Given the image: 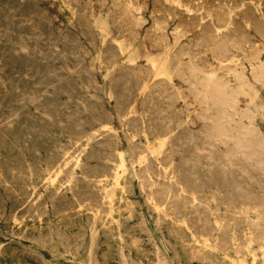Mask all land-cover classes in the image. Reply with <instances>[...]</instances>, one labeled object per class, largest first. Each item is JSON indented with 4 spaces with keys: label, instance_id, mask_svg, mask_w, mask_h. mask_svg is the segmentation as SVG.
Here are the masks:
<instances>
[{
    "label": "rangeland",
    "instance_id": "obj_1",
    "mask_svg": "<svg viewBox=\"0 0 264 264\" xmlns=\"http://www.w3.org/2000/svg\"><path fill=\"white\" fill-rule=\"evenodd\" d=\"M154 2L155 4H153ZM152 6L155 7L153 10ZM0 7V109L3 110V113L0 111V264H44V262L45 264H264V0H162V2L161 0H0ZM35 10L37 13L34 12ZM160 10L162 11L159 12ZM251 15L253 17H250ZM189 20H192L193 24H190ZM185 21L187 24L184 23ZM249 23H252V26H248L251 25ZM214 28L222 29L224 36L221 37H223L222 40L225 39L228 47V51L221 55L214 51V53L211 52L212 49L207 39ZM51 31L53 32L50 33ZM86 32L88 33L85 34ZM229 35L233 37L231 38ZM242 37H245L246 41L243 42ZM197 40L198 42H196ZM108 47L112 50H109ZM83 49L88 50L87 53ZM243 50L245 54L242 53ZM118 51L120 52L118 53ZM38 52L46 53L45 57L43 53L39 55ZM101 54L103 55L101 56ZM75 56L77 57L75 58ZM3 59L4 61H1ZM156 63H163V72L156 73L152 71L153 69L151 70L152 65ZM208 72L213 74L214 83L212 86L218 85L223 90V96H218L212 86H206ZM120 74H124V76H120ZM108 75H111L113 79ZM138 90H140L139 93ZM229 98H232L234 102L230 100L229 104ZM156 104L159 105L156 106ZM135 116L138 117L135 118ZM158 118L163 121H159ZM152 119L153 121H151ZM71 120L73 121L71 122ZM129 120L130 123H128ZM158 125L160 127H155ZM138 126L141 128L138 129ZM151 129L153 133L155 132L154 134ZM164 129L167 131L163 132ZM131 133L132 135L135 133L133 138ZM67 139L69 140L67 141ZM161 139L167 140L163 142ZM210 139L212 140L210 141ZM117 142L118 144H116ZM160 142L162 143L160 144ZM120 155L124 158V164L121 167L117 166L120 165L118 157ZM62 158L63 160H61ZM160 162L161 164H159ZM203 163L206 164L203 165ZM168 166L169 168H167ZM12 168H14L13 171ZM49 169L51 170L49 171ZM166 169L167 171H165ZM211 173L215 175L211 177ZM218 174L222 175L219 177ZM147 178L151 180L147 181ZM186 179H188L187 182H184ZM124 180H127V183ZM151 182L153 183L151 184ZM155 183L161 189L156 187ZM127 185L128 187H126ZM45 186L47 187L44 188ZM191 187L193 189H190ZM138 188L140 189L138 190ZM224 188L228 191L223 190ZM110 190L111 193L108 194ZM125 190L127 191L125 192ZM130 192L134 194L131 195ZM152 192H154L153 195ZM197 192L202 194L199 195ZM123 198L125 199L122 200ZM158 199L159 201H156ZM241 201L243 202L241 203ZM209 208L213 210L210 211ZM184 212L186 213L184 214ZM124 220L126 221L123 222ZM139 223L141 224L138 225ZM192 223L194 224L192 225ZM213 226L216 228L214 229ZM166 227L168 228L166 229ZM203 227L207 228L202 230ZM146 230L147 232H145ZM260 230L261 232H259ZM197 237L199 238L197 239ZM244 238H247V241ZM249 238L251 239L249 240ZM81 245L82 247H80ZM20 253L22 254L20 255ZM194 253L198 254L194 256ZM18 257L22 259L20 260Z\"/></svg>",
    "mask_w": 264,
    "mask_h": 264
},
{
    "label": "bare ground",
    "instance_id": "obj_2",
    "mask_svg": "<svg viewBox=\"0 0 264 264\" xmlns=\"http://www.w3.org/2000/svg\"><path fill=\"white\" fill-rule=\"evenodd\" d=\"M26 1H27V0H26ZM29 1H30V0H29ZM154 1H155V0H154ZM165 1H166V0H165ZM167 1H168V0H167ZM185 1H186V0H185ZM189 1H190V0H189ZM191 1H192V0H191ZM208 1H209V0H208ZM213 1H214V0H213ZM89 2H90V1H89ZM130 2H131V1H130ZM161 2H162V0H161ZM163 2H164V1H163ZM203 2H204V1H203ZM206 2H207V1H206ZM224 2H225V1H224ZM226 2H227V1H226ZM246 2H247V1H246ZM40 3H41V2H40ZM158 3H159V2H158ZM167 3H168V2H167ZM169 3H170V2H169ZM172 3H173V2H172ZM193 3H194V2H193ZM208 3H209V2H208ZM240 3H241V2H240ZM243 3H244V2H243ZM243 3H242V5H243ZM259 3H260V2H259ZM29 4H30V3H29ZM38 4H39V3H38ZM38 4H37V5H38ZM76 4H77V3H76ZM153 4H155V2H154ZM161 4H162V3H161ZM206 4H207V3H206ZM218 4H219V3H218ZM218 4H217V5H218ZM225 4H226V3H225ZM233 4H234V3H233ZM39 5H40V4H39ZM74 5H75V3H74ZM136 5H137V3H136ZM158 5H159V4H158ZM168 5H170V4H168ZM193 5H194V4H193ZM217 5H216V6H217ZM229 5H230V4H229ZM244 5H245V4H244ZM251 5H252V4H251ZM251 5H250V6H251ZM21 6H22V5H21ZM48 6H49V5H48ZM48 6H47V7H48ZM77 6H78V5H77ZM127 6H128V5H127ZM178 6H179V5H178ZM188 6H189V5H188ZM209 6L211 7V5H209ZM212 6H214V5H212ZM234 6H235V5H234ZM248 6H249V5H248ZM33 7H34V6H33ZM44 7H45V6H44ZM132 7H133V6H132ZM153 7H154V6L151 7L152 10H153ZM156 7H158V6H156ZM159 7H160V6H159ZM179 7H181V6H179ZM183 7H184V6H183ZM183 7H182V9H183ZM245 7H246V6H245ZM0 8H1V7H0ZM154 8H155V7H154ZM163 8H164V6H163ZM184 8H185V7H184ZM207 8H208V7H207ZM215 8H217V7H215ZM215 8H214V9H215ZM246 8H247V7H246ZM75 9H76V8H75ZM194 9H195V8H194ZM214 9H213V10H214ZM11 10H12V9H11ZM17 10H18V9H17ZM17 10H16V11H17ZM37 10H38V9H37ZM39 10H40V9H39ZM49 10H50V9H49ZM76 10H77V9H76ZM79 10H80V9H79ZM150 10H151V9H150ZM167 10H168V8H167ZM169 10H170V8H169ZM179 10H181V9H179ZM186 10H187V9H186ZM213 10H212V11H213ZM238 10H239V9H238ZM161 11H162V10H160L159 12H161ZM216 11H217V10H216ZM218 11H220V10H218ZM236 11H237V10H236ZM250 11H251V10H250ZM20 12H21V11H20ZM29 12H30V11H29ZM34 12H36V10H35ZM45 12H46V11H45ZM78 12H79V11H78ZM152 12H153V11H152ZM164 12H165V11H164ZM164 12H163V13H164ZM181 12H183V11H181ZM234 12H235V11H234ZM32 13H33V11H32ZM36 13H37V12H36ZM42 13H43V12H42ZM165 13H166V12H165ZM174 13H175V12H174ZM178 13H179V12H178ZM183 13H184V12H183ZM201 13H202V11H201ZM253 13H254V12H253ZM253 13H252V14H253ZM15 14H16V12H15ZM169 14H170V13H169ZM81 15H82V14H81ZM81 15H80V16H81ZM177 15H178V14H177ZM183 15H185V14H183ZM186 15H187V14H186ZM198 15H199V14H198ZM253 15H254V14H253ZM253 15H251L250 17H253ZM36 16H37V15H36ZM44 16H45V15H44ZM137 16H138V15H137ZM155 16H156V15H155ZM163 16H164V14H163ZM172 16H173V15H172ZM189 16H190V15H189ZM201 16H202V15H201ZM205 16H206V15H205ZM207 16H208V15H207ZM221 16H222V13H221ZM221 16H220V17H221ZM238 16H239V15H238ZM19 17H20V16H19ZM26 17H27V16H26ZM49 17H50V16L48 15V18H49ZM159 17H160V16H159ZM159 17H158V18H159ZM174 17H175V16H174ZM174 17H173V18H174ZM176 17H177V16H176ZM183 17H184V16H183ZM210 17H211V16H210ZM222 17H223V16H222ZM240 17H241V16H240ZM2 18H3V17H2ZM14 18H15V17H14ZM16 18H17V16H16ZM34 18H35V17H34ZM42 18L45 19L43 16H42ZM70 18H71V17H70ZM158 18H156V19H158ZM178 18H179V17H178ZM180 18H181V16H180ZM201 18H202V17H201ZM7 19H8V18H7ZM164 19H165V18H164ZM181 19H182V18H181ZM203 19H204V18H203ZM206 19H207V18H206ZM208 19L210 20V18H208ZM230 19H231V18H230ZM46 20H47V19H46ZM179 20H180V19H179ZM242 20H243V19H242ZM251 20H252V18H251ZM256 20H257V19H256ZM189 21H190V20H189ZM191 21H192V20H191ZM191 21H190V22H191ZM24 22H25V21H24ZM41 22H42V21H41ZM48 22H49V20H48ZM199 22H200V21H199ZM208 22H209V21H208ZM252 22H253V21H252ZM255 22H256V21H255ZM26 23H27V22H26ZM49 23H50V22H49ZM177 23H178V21H177ZM180 23H181V21H180ZM180 23H179V24H180ZM184 23L187 24L186 21H185ZM201 23H203V22H201ZM211 23H212V22H211ZM230 23H231V22H230ZM242 23H243V21H242ZM20 24H21V23H20ZM22 24H23V23H22ZM24 24H25V23H24ZM179 24H178V25H179ZM185 24H183V25H185ZM190 24H193V23L191 22ZM196 24H197V23H196ZM199 24H200V23H199ZM249 24H251V25H248V26H252V23H249ZM254 24H255V23H254ZM10 25H11V24H10ZM45 25H46V24H45ZM78 25H79V24H78ZM78 25H77V26H78ZM178 25H177V26H178ZM204 25H205V24H204ZM207 25H208V24H207ZM242 25H243V24H242ZM245 25H246V24H245ZM18 26H19V25H18ZM63 26H64V25H63ZM197 26H198V25H197ZM202 26H203V24H202ZM237 26H238V25H237ZM237 26H236V27H237ZM257 26L260 27L259 25H257ZM261 26H262V25H261ZM78 27H79V26H78ZM110 27H111V26H110ZM187 27H190V26H187ZM203 27H204V26H203ZM225 27H227V26H225ZM231 27H232V26H231ZM262 27H263V26H262ZM262 27H261V28H262ZM1 28H2V27H1ZM48 28H49V27H48ZM62 28H63V27H62ZM191 28H195V27H191ZM199 28H201V27H199ZM227 28H228V27H227ZM241 28H242V27H241ZM256 28H257V27H256ZM64 29H65V28H64ZM85 29H86V28H85ZM182 29H183V26H182ZM185 29H186V28H185ZM196 29H197V28H196ZM196 29H195V30H196ZM201 29H202V28H201ZM224 29H225V28H224ZM50 30H51V29H50ZM61 30H62V29H61ZM189 30H190V29H189ZM192 30H193V29H192ZM221 30H222V29H221ZM221 30H220L219 28H216V29L214 28V30H212L211 33L209 34V37L207 36V37H208L207 39H208V41H209V45L211 46V49H212L211 52L214 51V52H216L217 54H220V55H221L222 53L228 51V47H227V44L225 43V39L222 40L223 37H221V36L223 35V34H222L223 32H222ZM261 30H262V29H261ZM9 31H10V30H9ZM65 31H66V30H65ZM81 31H82V30H81ZM85 31H86V30H85ZM193 31H194V30H193ZM199 31H200V30H199ZM208 31H209V30H208ZM230 31H231V30H230ZM233 31L235 32V30H233ZM238 31H239V30H238ZM52 32H53V31H51L50 33H52ZM69 32H70V31H69ZM78 32H79V31H78ZM191 32H192V31H191ZM228 32H229V31H228ZM253 32H254V31H253ZM262 32H263V30H262ZM29 33H30V32H29ZM56 33H57V32H56ZM63 33H64V32H63ZM67 33H68V31H67ZM79 33H80V32H79ZM79 33H77V34H79ZM87 33H88V32H86L85 34H87ZM206 33H207V32H206ZM225 33H226V32H225ZM238 33H240V32H238ZM8 34H9V33H8ZM15 34H16V33H15ZM19 34H20V33H19ZM70 34H71V33H70ZM142 34H143V33H142ZM227 34H228V33H227ZM6 35H7V34H6ZM35 35H36V34H35ZM40 35H41V34H40ZM40 35H38V36H40ZM43 35H44V34H43ZM53 35H54V34H53ZM67 35H68V34H67ZM71 35H72V34H71ZM174 35H175V34H174ZM234 35H236V34H234ZM240 35H241V34H240ZM1 36H2V35H1ZM38 36H35V37H38ZM41 36H42V35H41ZM41 36H40V37H41ZM68 36H69V35H68ZM83 36H84V35H83ZM192 36H194V35H192ZM205 36H206V35H205ZM223 36H224V35H223ZM229 36H230V35H229ZM236 36H237V35H236ZM242 36H244V35L242 34ZM258 36H259V35H258ZM262 36H263V35H262ZM2 37H3V36H2ZM11 37H12V36H11ZM17 37H18V36H17ZM22 37H23V36H22ZM32 37H33V36H32ZM63 37H64V35H63ZM65 37H66V36H65ZM70 37H71V36H70ZM81 37H82V36H81ZM173 37H174V36H173ZM196 37H197V35H196ZM202 37H203V36H202ZM230 37L232 38L233 36H230ZM245 37H246V36H245ZM245 37H242V39H241V40H243V42L246 41V38H248V36H247L246 38H245ZM4 38H5V37H4ZM4 38H3V39H4ZM68 38H69V37H68ZM76 38H77V36H76ZM89 38H90V37H89ZM94 38H95V37H94ZM101 38H102V36H101ZM101 38H99V39H101ZM225 38H227V37H225ZM0 39H1V38H0ZM6 39H8V38H6ZM20 39H21V38H20ZM22 39H24V38H22ZM53 39H54V38H53ZM84 39H85V38H84ZM197 39H198V38H197ZM235 39H236V38H235ZM18 40H19V39H18ZM39 40H40V38H39ZM43 40H45V39H43ZM63 40H64V39H63ZM74 40H75V39H74ZM78 40H79V39H78ZM112 40H113V39H112ZM193 40H194V39H193ZM230 40H231V39H230ZM247 40H248V39H247ZM16 41H17V40H16ZM27 41H28V40H27ZM35 41H37V40H35ZM64 41H65V40H64ZM75 41H77V39H76ZM75 41H74V42H75ZM85 41H86V40H85ZM89 41L92 42L91 39H89ZM93 41H94V40H93ZM113 41H114V40H113ZM194 41H195V40H194ZM249 41H250V40H249ZM2 42H3V41H2ZM5 42H6V41H5ZM5 42H4V43H5ZM11 42H13V41L11 40ZM43 42H44V41H43ZM51 42H54V41H51ZM65 42H66V41H65ZM79 42H80V41H79ZM81 42H82V41H81ZM90 42H89V43H90ZM106 42H107V41H106ZM110 42H111V40H110ZM192 42H193V41H192ZM196 42H198V40H197ZM196 42H195V43H196ZM199 42H200V41H199ZM227 42H228V41H227ZM235 42H236V41H235ZM243 42H242V43H243ZM14 43H15V42H14ZM36 43H37V42H36ZM46 43H47V42H46ZM75 43H77V44L79 45L78 42H75ZM82 43L84 44V42H82ZM98 43H99V42H98ZM229 43H231V42H229ZM229 43H228V44H229ZM248 43H250V42H248ZM6 44H7V43H6ZM55 44H56V43H55ZM59 44H61V43H59ZM70 44H71V43H70ZM91 44H92V43H91ZM108 44H109V43H108ZM114 44H116V43H114ZM192 44H193V43H192ZM231 44H232V43H231ZM244 44H245V43H244ZM8 45H9V44H8ZM30 45H31V44H30V42H29V46H30ZM80 45H81V44H80ZM86 45H87V44H86ZM93 45H94V44H93ZM188 45H189V44H188ZM29 46H27V47H29ZM36 46H37V45H36ZM39 46H40V45H39ZM39 46H38V47H39ZM48 46H49V45H48ZM72 46H73V45H72ZM105 46H106V45H105ZM116 46H117V45H116ZM191 46H192V45H191ZM194 46L196 47V45H194ZM203 46H204V45H203ZM231 46H232V45H231ZM244 46H245V45H244ZM2 47H4V46H2ZM12 47H13V46H12ZM32 47H33V45H32ZM43 47H44V46H43ZM87 47H89V46H87ZM95 47H96V46H95ZM199 47H200V45H199ZM72 48H73V47H72ZM75 48H76V47H75ZM99 48H100V47H99ZM191 48H192V47H191ZM193 48H194V47H193ZM208 48H209V47H208ZM246 48H247V47H246ZM30 49H31V48H30ZM37 49H38V48H37ZM60 49H61V48H60ZM60 49H59V51H60ZM76 49H77V48H76ZM76 49H75V50H76ZM78 49H79V48H78ZM102 49H103V48H102ZM108 49H109V47H108ZM197 49H198V48H197ZM205 49H206V46H205ZM209 49H210V48H209ZM239 49H240V47H239ZM52 50H54V49H52ZM55 50H56V49H55ZM83 50H84V49H83ZM90 50H91V49H90ZM96 50L98 51V48H97ZM109 50H112V49H109ZM165 50H166V49H165ZM187 50H188V49H187ZM192 50H193V49H192ZM2 51H3V50H2ZM17 51H18V50H17ZM34 51H35V50H34ZM42 51H43V50H42ZM45 51H46V50H45ZM71 51H72V50H71ZM84 51H85V50H84ZM87 51H88V50H87ZM87 51H85V52L87 53ZM202 51H204V50H202ZM241 51H242V50H241ZM40 52H41V51H40ZM60 52H61V51H60ZM119 52H120V51H118V53H119ZM194 52H195V51H194ZM211 52H210V53H211ZM214 52H213V53H214ZM230 52H231V51H230ZM9 53H10V52H9ZM20 53H21V52H20ZM24 53H25V52H24ZM38 53H39V52H38ZM42 53H43V56H44V54H46L47 51H46V53H44V52H42ZM42 53H39V55H41ZM91 53H92V51H91ZM197 53H198V52H197ZM242 53L245 54V51L243 50ZM32 54H33V52H32ZM36 54H37V52H36ZM36 54H35V55H36ZM47 54H48V53H47ZM59 54H60V53H59ZM65 54H68V53H65ZM83 54H85V53H83ZM88 54H89V53H88ZM93 54H94V51H93ZM162 54H163V53H162ZM192 54H193V53H192ZM72 55H73V54H72ZM76 55H77V54H76ZM102 55H103V54H101V56H102ZM198 55H200V54H198ZM198 55H197V56H198ZM209 55H210V54H209ZM25 56H26V55H25ZM73 56H74V55H73ZM83 56H84V55H83ZM89 56H90V55H89ZM101 56H100V57H101ZM116 56H117V55H116ZM1 57H2V56H1ZM32 57H33V55H32ZM44 57H45V56H44ZM47 57L51 58L50 56H47ZM63 57H64V55H63ZM76 57H77V56H75V58H76ZM106 57H107V56H106ZM108 57H110V56H108ZM141 57H142V56H141ZM204 57H205V55H204ZM218 57H219V56H218ZM220 57H221V56H220ZM234 57H235V56H234ZM5 58H6V57H5ZM21 58H22V57H21ZM39 58H40V57H39ZM42 58H43V57H42ZM75 58H74V59H75ZM111 58H112V56H111ZM213 58H214V57H213ZM216 58H217V56H216ZM225 58H226V57H225ZM1 59H2V58H1ZM22 59H23V58H22ZM37 59H38V58H37ZM47 59H48V58H47ZM82 59H83V57H82ZM102 59H103V57H102ZM108 59H109V58H108ZM199 59H200V58H199ZM220 59H221V58H220ZM235 59H236V58H235ZM64 60H65V59H64ZM68 60H69V59H68ZM105 60H106V58H105ZM227 60H228V59H227ZM229 60H231V59H229ZM1 61H4V59L1 60ZM7 61H8V60H7ZM45 61H46V60H45ZM48 61H49V60H48ZM55 61H56V60H55ZM102 61H103V60H102ZM107 61H108V60H107ZM111 61H112V60H111ZM208 61H209V60H208ZM61 62H62V61H61ZM65 62H67V61H65ZM130 62H131V61H130ZM149 62H150V61H149ZM204 62H205V61H204ZM226 62H227V61H226ZM226 62H225V64H226ZM239 62H240V61H239ZM45 63H46V62H45ZM51 63H52V62H51ZM62 63H63V62H62ZM68 63H69V62H68ZM111 63H112V62H111ZM111 63H110V64H111ZM150 63H151V62H150ZM150 63H149V64H150ZM49 64H50V63H49ZM70 64H71V63H70ZM85 64H86V63H85ZM16 65H17V64H16ZM58 65H59V64H58ZM58 65H57V66H58ZM61 65H62V64H61ZM220 65H221V63H220ZM239 65H240V64H239ZM205 66H206V65H205ZM208 66H209V65H208ZM208 66H207V67H208ZM29 67H30V66H29ZM60 67H62V66H60ZM96 67H97V66H96ZM139 67H140V66H139ZM145 67H146V65H145ZM212 67H213V66H212ZM217 67H218V66H217ZM51 69H53V68H51ZM70 69H71V68H70ZM97 69H98V68H97ZM104 69H105V68H104ZM130 69H131V68H130ZM152 69H153V70H152ZM31 70H32V69H31ZM86 70L88 71V69H86ZM105 70H106V69H105ZM120 70H121V69H120ZM137 70H138V69H137ZM151 70L154 71V72H156V73H158V72H163V70H164L163 63H156V64H153ZM6 71H7V69H6ZM21 71H22V70H21ZM87 71H85V72L87 73ZM140 71H141V70H140ZM207 71H208V69H207ZM22 72H23V71H22ZM32 72H33V71H32ZM56 72H57V71H56ZM74 72H75V71H74ZM78 72H79V70H78ZM85 72H84V73H85ZM105 72H107V71H105ZM119 72H120V71H119ZM2 73H3V72H2ZM67 73H68V72H67ZM69 73H70V72H69ZM72 73H73V72H72ZM80 73H81V72H80ZM91 73H92V72H91ZM122 73H123V72H122ZM125 73H126V72H125ZM208 73H209V72H208ZM15 74H16V73H15ZM51 74H52V73H51ZM54 74H55V73H54ZM74 74H75V73H74ZM128 74H129V73H128ZM132 74H133V73H132ZM49 75H50V74H49ZM76 75H79V74H76ZM91 75H92V74H91ZM91 75H90V76H91ZM111 75H112V74H111ZM111 75H110V76L108 75V76L111 77ZM143 75H144V74H143ZM25 76H26V75H25ZM33 76H34V75H33ZM67 76H68V75H67ZM114 76H115V75H114ZM114 76H113V77H114ZM117 76H119V75H117ZM120 76H124V74H123V75L120 74ZM56 77H57V76H56ZM59 77H60V76H59ZM59 77H58V78H59ZM78 77H79V76H78ZM91 77H92V76H91ZM109 77H108V79H109ZM142 77H143V76H142ZM146 77H147V76H146ZM149 77H150V76H149ZM2 78H3V77H2ZM20 78H21V77H20ZM32 78H33V77H32ZM42 78H43V77H42ZM64 78H65V77H64ZM92 78H94V77H92ZM111 78H112V77H111ZM116 78H117V77H116ZM126 78H127V77H126ZM126 78H125V79H126ZM112 79H113V78H112ZM112 79H111V80H112ZM128 79H129V78H128ZM128 79H127V80H128ZM135 79H137V78L135 77ZM0 80H1V79H0ZM29 80H30V79H29ZM62 80H63V79H62ZM62 80H61V81H62ZM74 80H76V79H74ZM95 80H96V79H95ZM95 80H94V82H95ZM109 80H110V79H109ZM119 80H120V79H119ZM121 80H122V79H121ZM127 80H126V82H127ZM2 81H3V80H2ZM5 81H6V80H5ZM133 81H134V80H133ZM133 81H132V83H133ZM58 82H60V81H58ZM107 82H108V81H107ZM117 82H118V81H117ZM130 82H131V80H130ZM135 82H136V81H135ZM137 82H138V80H137ZM139 82H140V81H139ZM52 83H53V82H52ZM77 83H78V82H77ZM88 83H90V82H88ZM92 83H93V81H92ZM112 83H113V82H112ZM114 83H115V82H114ZM128 83H129V82H128ZM146 83H147V82H146ZM213 83H214L213 74H212V72H210V73L208 74L207 79H206V86H212ZM18 84H19V83H18ZM58 84H59V83H58ZM93 84H94V83H93ZM142 84H143V83H142ZM4 85H5V84H4ZM53 85H55V84H53ZM76 85H77V84H76ZM81 85H82V84H81ZM91 85H92V84H91ZM94 85H95V84H94ZM130 85H131V84H130ZM138 85H139V84H138ZM144 85H145V83H144ZM1 86H2V85H1ZM96 86H99V85L96 84ZM96 86H95V87H96ZM142 86H143V85H142ZM89 87H90V86H89ZM111 87H112V86H111ZM134 87H137V86H134ZM151 87H152V86H151ZM212 87H213L214 91L216 92V94H217L218 96H219V95L223 96V90H222L218 85H214V86H212ZM18 88H19V87H18ZM100 88H101V87H100ZM128 88H129V87H128ZM132 88H133V87H132ZM5 89H7V88H5ZM8 89H9V88H8ZM81 89H82V88H81ZM94 89H95V88H94ZM114 89H116V88H114ZM126 89H127V86H126ZM126 89H124V90H126ZM135 89H136V88H135ZM137 89H138V88H137ZM3 90H4V89H3ZM44 90H45V89H44ZM44 90H43V91H44ZM88 90H89V89H88ZM99 90H100V89H99ZM124 90H123V91H124ZM129 90H130V89H129ZM132 90H133V89H132ZM79 91H80V90H79ZM96 91H97V90H96ZM139 91H140V90H138V93H139ZM10 92H12V91H10ZM46 92H47V91H46ZM89 92H90V91H89ZM98 92H99V91H98ZM111 92H112V91H111ZM130 92H131V91H130ZM0 93H1V92H0ZM6 93H7V92H6ZM13 93H14V92H13ZM134 93H135V91H134ZM153 93H154V92H153ZM76 94H77V93H76ZM141 94H142V93H141ZM141 94H140V95H141ZM61 95H62V94H61ZM82 95H83V94H82ZM93 95H94V94H93ZM101 95H102V94H101ZM130 95H131V97H132V94H130ZM5 96H6V95H5ZM5 96H4V97H5ZM12 96H13V95H12ZM15 96H16V95H15ZM76 96H77V95H76ZM99 96H100V95H99ZM148 96H149V94H148ZM2 97H3V96H2ZM16 97H17V96H16ZM93 97H94V96H93ZM100 97H101V96H100ZM117 97H118V96H117ZM134 97H135V95H134ZM139 97H140V96H139ZM158 97H159V96H158ZM158 97H156V98H158ZM30 98H32V97H30ZM30 98H29V99H30ZM90 98H91V97H90ZM101 98H102V97H101ZM101 98H100V99H101ZM123 98H124V97H123ZM150 98H151V97H150ZM0 99H1V98H0ZM24 99H25V98H24ZM80 99H81V98H80ZM97 99H98V98H97ZM102 99H104V98H102ZM113 99H114V98H113ZM116 99H117V98H116ZM118 99H119V98H118ZM128 99H129V98H128ZM130 99H131V98H130ZM134 99H135V98H134ZM152 99H153V98H152ZM175 99H176V98H175ZM61 100H62V99H61ZM74 100H75V99H74ZM104 100H105V99H104ZM119 100H120V99H119ZM122 100H124V99H122ZM142 100H143V99H142ZM142 100H140V101H142ZM230 100H231V102H234V100H233L232 98H231V99L229 98V99H228L229 104H230ZM9 101H10V100H9ZM58 101H59V100H58ZM77 101H78V100H77ZM113 101H114V100H113ZM150 101H151V100H150ZM20 102H21V101H20ZM25 102H26V101H25ZM35 102H36V101H35ZM121 102H122V101H121ZM127 102H128V101H127ZM162 102H163V101H162ZM14 103H17V102H14ZM65 103H66V102H65ZM80 103H81V102H80ZM84 103H85V102H84ZM114 103H115V101H114ZM116 103H118V102H116ZM124 103H125V102H124ZM124 103H123V104H124ZM137 103H138V102H137ZM146 103H147V102H146ZM158 103H159V101H158ZM4 104H5V102H4ZM4 104H3V105H4ZM7 104H8V103H7ZM119 104H120V103H119ZM129 104H130V102H129ZM138 104H140V103H138ZM193 104H194V102H193ZM32 105H33V104H32ZM71 105H72V104H71ZM73 105H74V104H73ZM91 105H92V104H91ZM112 105H113V104H112ZM120 105H121V104H120ZM151 105H152V104H151ZM158 105H159V104H156V106H158ZM194 105H195V104H194ZM0 106H1V105H0ZM12 106H13V105H12ZM81 106H82V105H81ZM107 106H108V105H107ZM145 106H146V105H145ZM104 107H105V106H104ZM126 107H128V106L126 105ZM141 107H142V106H141ZM3 108H4V107H3ZM5 108H6V107H5ZM19 108H20V107H19ZM36 108H37V107H36ZM73 108H74V107H73ZM82 108H83V107H82ZM84 108H86V107H84ZM135 108H137V107H135ZM145 108H146V107H145ZM183 108H184V107H183ZM38 109H39V108H38ZM70 109H71V108H70ZM86 109H87V108H86ZM97 109H98V108H97ZM103 109H104V108H103ZM113 109H114V107H113ZM115 109H116V108H115ZM117 109H118V108H117ZM126 109H127V108H126ZM155 109H156V107H155ZM160 109H161V108H160ZM160 109H159V110H160ZM166 109H167V108H166ZM174 109H175V108H174ZM17 110H18V109H17ZM17 110H16V111H17ZM40 110H41V109H40ZM58 110H59V109H58ZM62 110H63V109H62ZM80 110H81V109H80ZM94 110H95V108H94ZM118 110H119V109H118ZM118 110H117V111H118ZM147 110H148V109H147ZM181 110H182V109H181ZM191 110L193 111V108H192ZM0 111H2V113H3V110L0 109ZM18 111H20V110H18ZM33 111H34V110H33ZM38 111H39V110H38ZM99 111H100V109H99ZM155 111H156V110H155ZM160 111H161V110H160ZM172 111H173V110H172ZM172 111H171V112H172ZM200 111H201V110H200ZM62 112H63V111H62ZM133 112H134V110H133ZM137 112H138V111H137ZM164 112H165V111H164ZM184 112H185V111H184ZM0 113H1V112H0ZM86 113H87V111H86ZM113 113H114V112H113ZM119 113H121V112H119ZM130 113H131V112H130ZM130 113H129V115H130ZM141 113H142V112H141ZM146 113H147V112H146ZM169 113H170V112H169ZM173 113H174V112H173ZM177 113H178V112H177ZM224 113H225V112H224ZM4 114H5V112H4ZM34 114H35V113H34ZM122 114H123V113H122ZM150 114H151V113H150ZM158 114H160L159 111H158ZM158 114H156V115H158ZM1 115H2V114H1ZM46 115H47V114H46ZM82 115H83V114H82ZM82 115H81V116H82ZM115 115H118V114L115 113ZM132 115H133V114H132ZM8 116H11V115H8ZM71 116H72V115H71ZM118 116H120V114H119ZM159 116H160V115H159ZM159 116H158V117H159ZM164 116H165V115H164ZM188 116H190V115H188ZM191 116H192V115H191ZM13 117H14V116H13ZM20 117H22V116H20ZM123 117H124V116H123ZM136 117H138V116H135V118H136ZM144 117H145V116H144ZM152 117H153V114H152ZM154 117H155V116H154ZM4 118H5V117H4ZM46 118H48V117H46ZM64 118H65V117H64ZM81 118H82V117H81ZM112 118H113V117H112ZM117 118H118V117H117ZM128 118H129V117H128ZM147 118H148V117H147ZM176 118H177V116H176ZM145 119H146V118H145ZM160 119H161V117H160ZM169 119H170V118H169ZM186 119H187V118H186ZM186 119H185V120H186ZM0 120H1V119H0ZM9 120H10V119H9ZM80 120H81V119H80ZM114 120H115V119H114ZM118 120H120V119H118ZM121 120H122V119H121ZM149 120H150V119H149ZM158 120H159V118H158ZM158 120H156V121H158ZM250 120H251V119H250ZM50 121H51V120H50ZM72 121H73V120H71V122H72ZM92 121H93V120H92ZM134 121H136V120H134ZM141 121H142V120H141ZM144 121H145V120H144ZM151 121H153V119H152ZM159 121H161V120H159ZM162 121H163V120H162ZM162 121H161V122H162ZM167 121H168V120H167ZM170 121H171V120H170ZM178 121H179V120H178ZM95 122H96V121H95ZM95 122H94V123H95ZM136 122H137V121H136ZM175 122H176V121H175ZM12 123H13V122H12ZM69 123H70V122H69ZM128 123H130V120H129ZM128 123H127V125H128ZM134 123H135V122H134ZM144 123H145V122H144ZM166 123H168V122H166ZM169 123H170V122H169ZM9 124H10V123H9ZM114 124H115V122H114ZM137 124H138V123H137ZM151 124L153 125V123H151ZM154 124H155V123H154ZM3 125H4V124H3ZM96 125H97V124H96ZM107 125H108V124H107ZM109 125H110V124H109ZM111 125H113V124H111ZM135 125H136V124H135ZM145 125H146V124H145ZM145 125H144V126H145ZM149 125H150V124H149ZM164 125H165V124H164ZM167 125H168V124H167ZM176 125H177V124H176ZM97 126H98V125H97ZM103 126H105V125H103ZM146 126H147V125H146ZM171 126H172V125H171ZM171 126H170V127H171ZM182 126H183V125H182ZM203 126H204V125H203ZM5 127H6V126H5ZM79 127H80V126H79ZM81 127H82V126H81ZM130 127H131V126H130ZM151 127H152V126H151ZM153 127H154V126H153ZM155 127H160V126L158 125V126H155ZM155 127H154V128H155ZM168 127H169V126H168ZM168 127H167V128H168ZM170 127H169V128H170ZM216 127H217V126H216ZM89 128H92V127H89ZM106 128H107V127H106ZM108 128H109V127H108ZM115 128H116V127H115ZM123 128H124V127H123ZM140 128H141V127H140ZM140 128H139V126H138V129H140ZM146 128H147V127H146ZM146 128H145V129H146ZM162 128H163V127H162ZM171 128H173V127H171ZM201 128H202V127H201ZM83 129H85V128H83ZM136 129H137V128H136ZM149 129H150V128H149ZM149 129H148V130H149ZM152 129H153V128H152ZM152 129H151V131H152ZM165 129H166V127H165ZM165 129L163 130V132H164V131H167V130H165ZM88 130H89V129H88ZM92 130H93V129H92ZM108 130H109V129H108ZM181 130H182V128H181ZM188 130H190V129H188ZM191 130H192V129H191ZM218 130H219V129H218ZM85 131H86V130H85ZM96 131H97V130H96ZM136 131H137V130H136ZM140 131H141V130H140ZM153 131H154V129H153ZM153 131H152V134L155 133V132L153 133ZM156 131H158V129H156ZM175 131H176V130H175ZM194 131H195V130H194ZM86 132H88V131H86ZM101 132H102V131H101ZM101 132H100V133H101ZM131 132H132V131H131ZM160 132H161V131H160ZM171 132H172V130H171ZM171 132H170V133H171ZM179 132H181V131H179ZM179 132H178V133H179ZM182 132H183V131H182ZM187 132H188V131H187ZM2 133H3V132H2ZM60 133H61V132H60ZM68 133H69V132H68ZM123 133H124V132H123ZM129 133H130V132H129ZM135 133H136V132H135ZM135 133H134V134H135ZM141 133H142V132H141ZM178 133H177V134H178ZM184 133H185V132H184ZM189 133H191V132L189 131ZM85 134H86V133H85ZM95 134H96V133H95ZM107 134H108V133H107ZM134 134H133V135H134ZM138 134H139V132H138ZM145 134H146V133H145ZM159 134H160V133H159ZM159 134H158V135H159ZM171 134H172V133H171ZM186 134H188V133H186ZM186 134H184V135H186ZM192 134H193V133H192ZM194 134H195V133H194ZM224 134H225V133H224ZM6 135H7V133H6ZM13 135H14V134H13ZM65 135H66V134H65ZM86 135H87V134H86ZM99 135H101V134H99ZM131 135H132V133H131ZM131 135H130V136H131ZM133 135H132V138L134 137ZM162 135H164V134H162ZM175 135H176V134H175ZM189 135H190V134H189ZM14 136H15V135H14ZM70 136H71V135H70ZM83 136H84V135H83ZM89 136H90V135H89ZM92 136H93V135H92ZM103 136H104V135H103ZM107 136H109V135H107ZM110 136H111V135H110ZM138 136H139V135H138ZM138 136H137V138H139ZM155 136H156V135H155ZM165 136H166V135H165ZM177 136H178V135H177ZM190 136H191V135H190ZM193 136H194V135H193ZM222 136H223V135H222ZM224 136H225V135H224ZM7 137H8V135H7ZM16 137H17V134H16ZM57 137H58V136H57ZM75 137H76V136H75ZM80 137H81V135H80ZM117 137H118V136H117ZM117 137H116V138H117ZM145 137H146V136H145ZM160 137H161V136H160ZM162 137H164V136H162ZM179 137H180V136H179ZM198 137H199V136H198ZM203 137H205V136H203ZM70 138H71V137H70ZM73 138H74V137H73ZM77 138H78V137H77ZM91 138H92V137H91ZM112 138H113V137H112ZM112 138H110V139H112ZM127 138H128V137H127ZM127 138H126V139H127ZM177 138H178V137H177ZM185 138H186V137H185ZM64 139H65V138H64ZM86 139H87V138H86ZM142 139H143V138H142ZM172 139H173V138H172ZM212 139H213V138H212ZM212 139H210V141H211ZM12 140H13V139H12ZM12 140H11V141H12ZM14 140H16V139H14ZM68 140H69V139H67V141H68ZM78 140H79V139H78ZM80 140H81V139H80ZM82 140H83V139H82ZM106 140H107V139H106ZM112 140H113V139H112ZM116 140H117V139H116ZM116 140H114V141H116ZM161 140H162V139H161ZM166 140H167V139H166ZM166 140L163 139L162 141L164 142V141H166ZM70 141L72 142V140H70ZM94 141H95V139H94ZM108 141H109V140H108ZM127 141H128V140H127ZM214 141H215V140H214ZM60 142H61V141H60ZM129 142H131V140H129ZM138 142H139V141H138ZM169 142H170V141H169ZM185 142H186V141H185ZM185 142H184V144H185ZM190 142H191V141H190ZM199 142H200V141H199ZM199 142H198V143H199ZM9 143H10V142H9ZM12 143H13V142H12ZM63 143H65V142H63ZM66 143H67V142H66ZM66 143H65V144H66ZM69 143H70V142H69ZM73 143H74V142H73ZM88 143H89V142H88ZM92 143H93V142H92ZM155 143H156V142H155ZM161 143H162V142H160V144H161ZM176 143H177V142H176ZM188 143H189V142H188ZM209 143H210V142H209ZM60 144H61V143H60ZM116 144H118V142H117ZM142 144H143V143H142ZM145 144H146V143H145ZM168 144H169V143H168ZM177 144H178V143H177ZM199 144H200V143H199ZM201 144H202V143H201ZM58 145H59V144H58ZM61 145H62V144H61ZM61 145H60V146H61ZM79 145H80V144H79ZM85 145H86V144H85ZM91 145H92V144H91ZM91 145H90V146H91ZM94 145H95V144H94ZM135 145H136V143H135ZM135 145H134V146H135ZM192 145H194V143H192ZM5 146H6V144H5ZM65 146H66V145H65ZM73 146H74V145H73ZM73 146H72V147H73ZM82 146H83V145H82ZM100 146H101V145H100ZM102 146H103V144H102ZM116 146H117V145H116ZM116 146H115V147H116ZM128 146H129V143H128ZM136 146H137V145H136ZM160 146H161V145H160ZM169 146H170V145H169ZM180 146H182V145H180ZM200 146H201V145H200ZM67 147H68V146H67ZM80 147H81V146H80ZM108 147H109V146H108ZM115 147H114V148H115ZM137 147H139V146H137ZM177 147H178V146H177ZM183 147H184V146H183ZM188 147H189V146H188ZM190 147H191V146H190ZM207 147H208V146H207ZM2 148H3V146H2ZM4 148H5V147H4ZM65 148H66V147H65ZM74 148H75V147H74ZM94 148H95V147H94ZM170 148H171V147H170ZM172 148H173V147H172ZM179 148H180V147H179ZM181 148H182V147H181ZM184 148H185V147H184ZM186 148H187V147H186ZM194 148H195V145H194ZM55 149H56V148H55ZM61 149H62V148H61ZM67 149H68V148H67ZM70 149H71V147H70ZM80 149H82V148H80ZM89 149H90V148H89ZM112 149H113V148H112ZM175 149H176V148H175ZM189 149H190V148H189ZM5 150H6V149H5ZM5 150H4V151H5ZM32 150H33V149H32ZM34 150H35V149H34ZM65 150H66V149H65ZM74 150H76V149H74ZM85 150H88V149H85ZM90 150H91V149H90ZM138 150H139V149H138ZM142 150H144V149H142ZM155 150H158V149H155ZM155 150H154V151H155ZM172 150H173V149H172ZM178 150H179V149H178ZM184 150H186V149H184ZM187 150H188V149H187ZM187 150H186V151H187ZM45 151H46V149H45ZM71 151H72V149H71ZM80 151H81V150H80ZM83 151H84V150H83ZM109 151H110V150H109ZM112 151H113V150H112ZM120 151H121V150H120ZM140 151H141V150H140ZM147 151H148V149H147ZM160 151H161V150H160ZM179 151H180V150H179ZM189 151H191V150H189ZM197 151H198V150H197ZM33 152H34V151H33ZM41 152H42V151H41ZM132 152H133V151H132ZM132 152H131V154H132ZM135 152H136V151H135ZM135 152H134V153H135ZM149 152H150V151H149ZM168 152H169V151H168ZM176 152H177V151H176ZM184 152H185V151H184ZM184 152H183V154H184ZM192 152H193V149H192ZM221 152H222V151H221ZM104 153H105V152H104ZM155 153H156V152H155ZM172 153H173V152H172ZM186 153H187V152H186ZM205 153H206V152H205ZM218 153H219V152H218ZM235 153H236V152H235ZM42 154H43V153H42ZM120 154H121V153H120ZM145 154H148V153H145ZM159 154H160V152H159ZM174 154L176 155L177 153H174ZM179 154H180V153H179ZM190 154H191V152H190ZM192 154H193V153H192ZM194 154H195V153H194ZM49 155H50V154H49ZM65 155H66V154H65ZM87 155H88V154H87ZM107 155H109V154L107 153ZM165 155H166V154H165ZM187 155H188V154H187ZM187 155H186V156H187ZM206 155H207V154H206ZM221 155H222V154H221ZM4 156H5V155H4ZM43 156H44V155H43ZM76 156H78V155H76ZM115 156H116V155H115ZM147 156H148V155H147ZM152 156H153V155H152ZM155 156H156V155H155ZM173 156H174V155H173ZM180 156H181V155H180ZM182 156H183V155H182ZM7 157H8V156H7ZM7 157H6V159H7ZM44 157H45V156H44ZM108 157H109V156H108ZM116 157H117V156H116ZM118 157H119V163H120V165H117V166H120V167H121V166H123V164H124V158H123L122 155H120V156H118ZM132 157H133V156H132ZM138 157H139V155H138ZM145 157H146V156H145ZM169 157H170V155H169ZM196 157H197V156H196ZM209 157H210V156H209ZM39 158H40V157H39ZM72 158H73V157H72ZM76 158H78V157H76ZM129 158H131V157H129ZM136 158H137V157H136ZM198 158H199V157H198ZM198 158H197V159H198ZM202 158H203V157H202ZM206 158H208V157H206ZM221 158H222V157H221ZM70 159H71V157H70ZM115 159H116V158H115ZM133 159H135V158H133ZM149 159H150V158H149ZM162 159H163V158H162ZM174 159H175V157H174ZM218 159H219V157H218ZM61 160H63V158H62ZM130 160H131V159H130ZM169 160H170V159H169ZM169 160H168V161H169ZM179 160H180V159H179ZM179 160H178V161H179ZM184 160H185V158H184ZM190 160H191V158H190ZM204 160H205V159H204ZM70 161H71V160H70ZM104 161H105V160H104ZM147 161H148V160H147ZM180 161H182V160H180ZM202 161H203V160H202ZM30 162H31V161H30ZM48 162H49V161H48ZM75 162H76V160H75ZM105 162H107V161H105ZM162 162H163V161H162ZM174 162H175V161H174ZM188 162H189V160H188ZM200 162H201V161H200ZM27 163H28V165H29V162H27ZM45 163H46V162H45ZM64 163H65V162H64ZM73 163H74V162H73ZM102 163H103V162H102ZM128 163H129V162H128ZM164 163H165V162H164ZM181 163H182V162H181ZM190 163H191V162H190ZM196 163H197V162H196ZM213 163H214V162H213ZM59 164H60V162H59ZM70 164L72 165V161H71ZM90 164H91V163H90ZM93 164H94V163H93ZM99 164H101V163H99ZM106 164H107V163H106ZM132 164H133V163H132ZM159 164H161V162H160ZM173 164H174V163H173ZM176 164H177V163H176ZM204 164H206V163H203V165H204ZM211 164H212V163H211ZM45 165H46V164H45ZM45 165H43V166H45ZM79 165L81 166L80 163H79ZM82 165H83V164H82ZM145 165H146V164H145ZM149 165H150V162H149ZM151 165H152V164H151ZM178 165H179V164H178ZM178 165H177V166H178ZM180 165H181V164H180ZM180 165H179V166H180ZM183 165H184V164L182 163V166H183ZM213 165H214V164H213ZM40 166H41V165H40ZM98 166H99V165H98ZM156 166H158V165H156ZM179 166H178V167H179ZM187 166H188V165H187ZM192 166H193V165H192ZM199 166H201V165H199ZM206 166H207V165H206ZM211 166H212V165H211ZM218 166H219V165H218ZM222 166H223V164H222ZM47 167H48V166H47ZM47 167H46V168H47ZM81 167H82V166H81ZM113 167H114V166H113ZM115 167H116V166H115ZM145 167H146V166H145ZM148 167H149V166H148ZM162 167H163V166H162ZM183 167H184V166H183ZM185 167H186V166H185ZM189 167H190V166H189ZM213 167H214V166H213ZM213 167H211V168L214 169L215 167H214V168H213ZM226 167H227V166H226ZM69 168H70V167H69ZM78 168H80V167H78ZM130 168H131V167H130ZM142 168H143V166H142ZM151 168H153V167H151ZM163 168H165V167H163ZM167 168H169V166H168ZM181 168H182V167H181ZM207 168H209V167H207ZM222 168H223V167H222ZM247 168H248V167H247ZM253 168H254V167H253ZM13 169H14V168H12V171H13ZM126 169H127V168H126ZM132 169H133V168H132ZM195 169H198V168H195ZM229 169H230V167H229ZM231 169H232V168H231ZM50 170H51V169H49V171H50ZM61 170H62V169H61ZM64 170H65V169H64ZM69 170H71V168H70ZM79 170H80V169H79ZM135 170H136V169H135ZM135 170H134V171H135ZM148 170H149V169H148ZM152 170H153V169H152ZM160 170H161V169H160ZM172 170H173V169H172ZM178 170H179V169H178ZM254 170H255V169H254ZM49 171H48V172H49ZM119 171H120V170H119ZM140 171H141V170H140ZM143 171H144V170H143ZM165 171H167V169H166ZM168 171H169V170H168ZM181 171H182V170H181ZM184 171H185V170H184ZM192 171H193V170H192ZM194 171H196V170H194ZM212 171H213V170H212ZM15 172H16V171H15ZM59 172H60V171H59ZM114 172H115V171H114ZM189 172H190V171H189ZM204 172H205V171H204ZM208 172H209V171H208ZM208 172H207V173H208ZM221 172H222V171H221ZM0 173H1V172H0ZM16 173H17V172H16ZM16 173H15V174H16ZM31 173H32V172H31ZM64 173H65V172H64ZM66 173L68 174V172H66ZM75 173H76V172H75ZM98 173H99V172H98ZM98 173H97V174H98ZM129 173H130V172H129ZM147 173H148V172H147ZM150 173H151V172H150ZM154 173H155V172H154ZM173 173H174V172H173ZM182 173H183V172H182ZM185 173H186V172H185ZM185 173H184V174H185ZM191 173H193V172H191ZM226 173H227V171H226ZM233 173H234V172H233ZM70 174H72V173H70ZM77 174H78V173H77ZM86 174H87V173H86ZM117 174H118V172H117ZM130 174H131V173H130ZM139 174L141 175V173H139ZM160 174H161V173H160ZM175 174H177V173H175ZM179 174H180V172H179ZM184 174H183V175H184ZM196 174H197V173H196ZM198 174H199V172H198ZM198 174H197V175H198ZM229 174H230V173H229ZM52 175H53V174H52ZM56 175H57V174H56ZM114 175H115V174H114ZM134 175H135V174H134ZM152 175H153V174H152ZM197 175H196V176H197ZM212 175H213V174L211 173V177H213L215 174H214L213 176H212ZM218 175H219V174H218ZM220 175H222V174H220ZM220 175H219V177H220ZM31 176H32V175H31ZM61 176H62V175H61ZM68 176H69V175H68ZM119 176H120V175H119ZM132 176H133V175H132ZM143 176H144V175H143ZM171 176H172V175H171ZM185 176H188V175H185ZM189 176H190V175H189ZM192 176H193V175H192ZM194 176H195V175H194ZM194 176H193V177H194ZM201 176H203V175H201ZM201 176H199V177H201ZM207 176H208V175H207ZM228 176H229V175H228ZM37 177H38V176H37ZM37 177H36V178H37ZM47 177H48V176H47ZM47 177H46V178H47ZM54 177H55V176H54ZM71 177H72V176H71ZM85 177H86V176H85ZM101 177H103V176H101ZM101 177H99V178H101ZM137 177H138V176H137ZM146 177H147V176H146ZM149 177H150V176H149ZM177 177H180V176H177ZM215 177H216V176H215ZM226 177H227V176H226ZM233 177H234V176H233ZM237 177H238V176H237ZM246 177H247V176H246ZM0 178H1V177H0ZM46 178H45V179H46ZM58 178H59V177H58ZM65 178H66V177H65ZM75 178H76V177H75ZM108 178H109V177H108ZM122 178H123V177H122ZM127 178L129 179V177H127ZM127 178H125V179H127ZM144 178H145V176H144ZM151 178H152V177H151ZM167 178H168V177H167ZM184 178H185V177H184ZM209 178H210V177H209ZM32 179H33V178H32ZM42 179H43V178H42ZM49 179H50V178H49ZM89 179H91V178H89ZM97 179H98V178H97ZM110 179H111V178H110ZM113 179H114V178H113ZM113 179H112V180H113ZM131 179H133V178H131ZM136 179H137V178H136ZM147 179H148V178H147ZM176 179H177V178H176ZM176 179H175V181H176ZM214 179H215V178H214ZM217 179H218V177H217ZM229 179H230V178H229ZM19 180H20V179H19ZM57 180H58V179H57ZM112 180H110V181H112ZM143 180H144V179H143ZM150 180H151V179H150ZM150 180L148 179L147 181H150ZM158 180H159V179H158ZM170 180H171V179H170ZM177 180H179V178H178ZM180 180H181V179H180ZM187 180H188V179L184 180V182H185V181L187 182ZM197 180H200V179H197ZM197 180H196V182H197ZM203 180H204V179H203ZM207 180H208V179H207ZM211 180H212V179H211ZM245 180H246V178H245ZM12 181H13V180H12ZM30 181H31V180H30ZM58 181H59V180H58ZM72 181H73V180H72ZM98 181H99V179H98ZM124 181H125V180H124ZM126 181H127V180H126ZM126 181H125V182H126ZM131 181H132V180H131ZM166 181H167V180H166ZM215 181H216V180H215ZM223 181H224V180H223ZM225 181H226V178H225ZM230 181H231V180H230ZM230 181H228V182H230ZM39 182H40V179H39ZM46 182H47V180H46ZM75 182H76V181H75ZM107 182H108V181H107ZM125 182H124V183H125ZM142 182H143V181H142ZM170 182H171V181H170ZM177 182H178V181H177ZM181 182H182V181H181ZM204 182H205V181H204ZM210 182H211V181H210ZM210 182H209V183H210ZM239 182H240V180H239ZM49 183H50V182H49ZM109 183H110V182H109ZM113 183H114V182H113ZM126 183H127V182H126ZM139 183H140V182H139ZM139 183H138V184H139ZM152 183H153V182H151V184H152ZM160 183H161V182H160ZM162 183H163V182H162ZM213 183H215V182H213ZM216 183H218V182H216ZM28 184H29V182H28ZM28 184H27V185H28ZM94 184H95V183H94ZM102 184H103V183H102ZM122 184H123V183H122ZM129 184H130V183H129ZM172 184H173V183H172ZM220 184H221V183H220ZM230 184H231V183H230ZM230 184H229V185H230ZM241 184H242V183H241ZM6 185H7V184H6ZM56 185H57V183H56ZM62 185H64V184H62ZM81 185H82V183H81ZM119 185H120V184H119ZM123 185H124V184H123ZM125 185H126V184H125ZM131 185H132V184H131ZM131 185H130V186H131ZM144 185H145V184H144ZM149 185H150V183H149ZM155 185H156V183H155ZM161 185H163V184H161ZM166 185H168V184H166ZM173 185H174V184H173ZM188 185L190 186L191 184H188ZM206 185H207V183H206ZM226 185H227V184H226ZM229 185H228V186H229ZM235 185H236V184H235ZM238 185H239V184H238ZM243 185H244V184H243ZM243 185H242V186H243ZM42 186H43V185H42ZM47 186H48V185H47ZM47 186H45L44 188H46ZM51 186H52V185H51ZM79 186H80V185H79ZM137 186H138V185H137ZM140 186H141V185H140ZM163 186H164V185H163ZM224 186H225V183H224ZM232 186H233V185H232ZM239 186H240V185H239ZM245 186H246V185H245ZM27 187H28V186H27ZM70 187H71V186H70ZM74 187H75V185H74ZM107 187H108V186H107ZM119 187H120V186H119ZM126 187H128V185H127ZM126 187H125V188H126ZM143 187H144V186H143ZM145 187H146V186H145ZM145 187H144V188H145ZM147 187H149V186H147ZM156 187H159V186L156 185ZM164 187H165V186H164ZM166 187H167V186H166ZM182 187H184V186H182ZM243 187H244V186H243ZM243 187H242V188H243ZM30 188H31V187H30ZM64 188H65V187H64ZM68 188H69V187H68ZM96 188H97V187H96ZM99 188H100V187H99ZM140 188H141V187H140ZM140 188H138V190H139ZM144 188H143V189H144ZM154 188H155V187H154ZM159 188H160V187H159ZM162 188H163V187H162ZM168 188H169V187H168ZM170 188H171V187H170ZM206 188H208V187L206 186ZM239 188H240V187H239ZM245 188H246V187H245ZM0 189H1V188H0ZM16 189H17V188H16ZM91 189H92V188H91ZM102 189H103V188H102ZM102 189H101V190H102ZM110 189H111V188H110ZM126 189H127V188H126ZM143 189H142V191H144ZM160 189H161V188H160ZM186 189H187V188H186ZM186 189H185V190H186ZM190 189H193V188L191 187ZM236 189H237V186H236ZM17 190H19V189H17ZM58 190H59V189H58ZM58 190H56V191H58ZM172 190H173V189H172ZM185 190H184V191H185ZM200 190H201V189H200ZM203 190H204V189H203ZM210 190H211V189H210ZM213 190H214V189H213ZM223 190H227V189L224 188ZM240 190H241V189H240ZM34 191H35V190H34ZM45 191H46V190H45ZM48 191H49V190H48ZM69 191H72V190H69ZM94 191H95V190H94ZM112 191H113V190H112ZM119 191H120V190H119ZM126 191H127V190H125V192H126ZM140 191H141V190H140ZM155 191H156V190H155ZM166 191H167V189H166ZM169 191H171V190L169 189ZM197 191H198V190H197ZM211 191H212V190H211ZM211 191H210V192H211ZM227 191H228V190H227ZM235 191H236V190H235ZM237 191H238V189H237ZM245 191H246V190H245ZM245 191H244V192H245ZM19 192H20V191H19ZM61 192H62V191H61ZM95 192H96V191H95ZM123 192H124V191H123ZM128 192H129V191H128ZM131 192H132V191H131ZM131 192H130V193H131ZM171 192H173V191H171ZM182 192H183V190H182ZM185 192H186V191H185ZM229 192H230V191H229ZM8 193H9V192H8ZM16 193H17V192H16ZM69 193H70V192H69ZM106 193H107V192H106ZM106 193H105V194H106ZM109 193H111V190H110V192L108 191V194H109ZM160 193H161V192H160ZM169 193H170V192H169ZM190 193H191V191H190ZM192 193H193V192H192ZM194 193H195V192H194ZM197 193H198V192H197ZM237 193H238V192H237ZM251 193H252V192H251ZM29 194H30V193H29ZM35 194H36V193H35ZM40 194H41V193H40ZM57 194H58V193H57ZM101 194H102V193H101ZM132 194H134V193H131V195H132ZM153 194H154V192H152V195H153ZM155 194H156V193H155ZM170 194H171V193H170ZM172 194H173V193H172ZM179 194H180V193H179ZM188 194H189V193H188ZM198 194L200 195V194H202V193H198ZM209 194H210V193H209ZM212 194H213V193H212ZM232 194H233V193H232ZM239 194H240V193H239ZM245 194H246V193H245ZM1 195H3V194H1ZM25 195H26V194H25ZM27 195H28V194H27ZM123 195H124V193H123ZM140 195H141V194H140ZM147 195H148V194H147ZM189 195H190V194H189ZM192 195H193V194H192ZM240 195H241V194H240ZM252 195H253V193H252ZM49 196H50V195H49ZM56 196H57V195H56ZM108 196H109V195H108ZM145 196H146V194H145ZM161 196H163V195H161ZM170 196H171V195H170ZM181 196H182V195H181ZM232 196H233V195H232ZM236 196H237V194H236ZM241 196H242V195H241ZM260 196H261V195H260ZM25 197H26V196H25ZM30 197H31V196H30ZM37 197H38V196H37ZM62 197H63V195H62ZM123 197H124V196H123ZM143 197H144V196H143ZM184 197H185V196H184ZM195 197H196V195H195ZM233 197H234V196H233ZM238 197H240V196H238ZM32 198H33V197H32ZM40 198H41V197H40ZM106 198H107V197H106ZM146 198H147V197H146ZM151 198H152V197H151ZM155 198H156V197H155ZM185 198H186V197H185ZM213 198H214V197H213ZM261 198H263V197H261ZM73 199H74V198H73ZM76 199H77V198H76ZM79 199H80V198H79ZM124 199H125V198H123L122 200H124ZM130 199H131V198H130ZM161 199H162V198H161ZM182 199H183V198H182ZM186 199H187V198H186ZM194 199H196V198H194ZM197 199H198V198H197ZM222 199H223V198H222ZM39 200H40V199H39ZM52 200H53V199H52ZM52 200H51V201H52ZM55 200H56V199H55ZM91 200H92V199H91ZM96 200H97V199H96ZM108 200H109V198H108ZM149 200H150V199H149ZM165 200H166V199H165ZM191 200H192V199H191ZM201 200H202V198H201ZM207 200H208V199H207ZM227 200H228V199H227ZM227 200H226V202H227ZM240 200H241V199H240ZM250 200H251V199H250ZM28 201H29V200H28ZM45 201H46V200H45ZM76 201H77V200H76ZM113 201L115 202V199H114ZM147 201H148V200H147ZM150 201H151V200H150ZM156 201H159V199L156 200ZM168 201H169V200H168ZM168 201H167V202H168ZM173 201H174V199H173ZM175 201H177V200H175ZM184 201H186V200H184ZM188 201H189V200H188ZM194 201H195V200H194ZM216 201H217V200H216ZM17 202H18V201H17ZM79 202H80V201H79ZM84 202H85V201H84ZM109 202H110V201H109ZM109 202H108V204H109ZM116 202H117V201H116ZM137 202H138V201H137ZM142 202L144 203L143 200H142ZM161 202H162V201H161ZM191 202H192V201H191ZM197 202H198V201H197ZM214 202H215V200H214ZM242 202H243V201H241V203H242ZM59 203H60V202H59ZM102 203H104V202H102ZM126 203H127V202H126ZM154 203H155V202H154ZM164 203H165V202H164ZM175 203H176V202H175ZM208 203H209V201H208ZM253 203H254V202H253ZM253 203H252V204H253ZM34 204H35V203H34ZM92 204H93V203H92ZM110 204H111V203H110ZM156 204H159V203H156ZM179 204H180V202H179ZM181 204H182V203H181ZM189 204L191 205V203H189ZM198 204H199V203H198ZM252 204H251V205H252ZM10 205H11V204H10ZM15 205H16V204H15ZM103 205H104V204H103ZM113 205H114V204H113ZM116 205H117V204H116ZM128 205H129V204H128ZM160 205H161V204H160ZM167 205H168V203H167ZM173 205H174V204H173ZM201 205H202V203L200 204V206H201ZM23 206H24V205H23ZM52 206H53V205H52ZM108 206H109V205H108ZM129 206H130V205H129ZM135 206H136V205H135ZM137 206H138V205H137ZM158 206H159V205H158ZM161 206H162V205H161ZM25 207H26V206H25ZM47 207H48V206H47ZM92 207H93V206H92ZM97 207H98V206H97ZM109 207H110V206H109ZM111 207H112V206H111ZM162 207H163V206H162ZM164 207H165V206H164ZM171 207H172V206H171ZM173 207H174V206H173ZM241 207H242V206H241ZM245 207H246V206H245ZM245 207H244V208H245ZM16 208H17V207H16ZM40 208H41V207H40ZM78 208H80V207H78ZM117 208H118V207H117ZM147 208H148V207H147ZM151 208H152V205H151ZM207 208H208V207H207ZM47 209H48V208H47ZM120 209H122V208H120ZM133 209H134V208H133ZM168 209H169V208H168ZM170 209H171V208H170ZM190 209H191V208H190ZM209 209H210V208H209ZM241 209H242V208H241ZM62 210H63V209H62ZM68 210H69V209H68ZM85 210H86V209H85ZM89 210H90V209H89ZM117 210H118V209H117ZM139 210H140V209H139ZM166 210H167V209H166ZM166 210H165V211H166ZM175 210H176V209H175ZM194 210H195V209H194ZM203 210H205V209H203ZM212 210H213V209H212ZM212 210L210 209V211H212ZM69 211H70V210H69ZM86 211H87V210H86ZM90 211H91V210H90ZM98 211H99V210H98ZM98 211H97V212H98ZM110 211H111V208H110ZM110 211H109V212H110ZM129 211H130V210H129ZM153 211H154V210H153ZM177 211H178V210H177ZM182 211H183V210H182ZM188 211H189V210H188ZM196 211H197V209H196ZM210 211H208V212H210ZM227 211H229V210H227ZM6 212H7V211H6ZM15 212H16V211H15ZM64 212H65V211H64ZM84 212H85V211H84ZM87 212H89V211H87ZM111 212H112V211H111ZM116 212H117V211H116ZM122 212H123V211H122ZM232 212H233V211H232ZM75 213H76V212H75ZM90 213H91V212H90ZM95 213H96V212H95ZM102 213H103V212H102ZM119 213H120V212H119ZM126 213H127V212H126ZM164 213H165V212H164ZM185 213H186V212H184V214H185ZM191 213H192V212H191ZM4 214H5V213H4ZM33 214H34V213H33ZM67 214H68V213H67ZM73 214H74V213H73ZM100 214H101V213H100ZM103 214H104V213H103ZM128 214H129V212H128ZM174 214H175V213H174ZM174 214H173V215H174ZM178 214H179V212H178ZM196 214H197V212H196ZM200 214H201V211H200ZM236 214H237V213H236ZM44 215H45V214H44ZM82 215H83V213H82ZM107 215H108V213H107ZM126 215H127V214H126ZM133 215H134V213H133ZM139 215H140V213H139ZM143 215H144V214H143ZM162 215H163V214H162ZM182 215H183V214H182ZM186 215H187V214H186ZM198 215H199V213H198ZM222 215H223V212H222ZM232 215H233V214H232ZM239 215H241V214H239ZM77 216H78V215H77ZM94 216H95V215H94ZM105 216H106V215H105ZM136 216H138V215H136ZM187 216H188V215H187ZM217 216H218V215H217ZM236 216H238V215H236ZM242 216H243V215H242ZM124 217H125V216H124ZM158 217H159V216H158ZM158 217H156V219H158ZM162 217H163V216H162ZM164 217H165V216H164ZM167 217H168V216H167ZM189 217H190V216H189ZM189 217H187V218H189ZM198 217H199V216H198ZM200 217H201V216H200ZM205 217H207V215H205ZM208 217H209V216H208ZM215 217H216V216H215ZM45 218H46V217H45ZM66 218H67V217H66ZM93 218H94V217H93ZM109 218H110V217H109ZM126 218H127V217H126ZM140 218H141V217H140ZM153 218H154V217H153ZM169 218H170V217H169ZM173 218H174V217H173ZM192 218H193V217H192ZM227 218H228V217H227ZM231 218L233 219V216H231ZM235 218H236V217H235ZM30 219H31V218H30ZM69 219H70V218H69ZM71 219H72V218H71ZM96 219H97V217H96ZM121 219H122V218H121ZM135 219H136V218H135ZM141 219H142V218H141ZM149 219H150V218H149ZM202 219H204V218H202ZM207 219L210 220L209 218H207ZM245 219H246V218H245ZM44 220H45V219H44ZM46 220H47V219H46ZM63 220H64V219H63ZM65 220H66V219H65ZM73 220H74V218H73ZM84 220H85V219H84ZM93 220H94V219H93ZM102 220H103V219H102ZM171 220H172V219H171ZM188 220L190 221V219H188ZM192 220H193V219H192ZM196 220H197V219H196ZM237 220H238V219H237ZM39 221H40V220H39ZM51 221H52V220H51ZM94 221H95V220H94ZM94 221H93V222H94ZM97 221H98V220H97ZM103 221H104V220H103ZM118 221H119V220H118ZM125 221H126V220H124L123 222H125ZM136 221H137V220H136ZM158 221H159V220H158ZM160 221H161V220H160ZM165 221H166V220H165ZM210 221H211V220H210ZM238 221H239V220H238ZM240 221H241V220H240ZM2 222H3V221H2ZM19 222H20V221H19ZM37 222H38V221H37ZM61 222H62V221H61ZM64 222H65V221H64ZM93 222H91V223H93ZM106 222H107V221H106ZM171 222H172V221H171ZM211 222H212V221H211ZM214 222H215V221H214ZM221 222H222V221H221ZM247 222H248V221H247ZM20 223H21V222H20ZM41 223H42V222H41ZM108 223H109V221H108ZM184 223H185V220H184ZM208 223H209V222H208ZM13 224H14V223H13ZM31 224H32V223H31ZM46 224H47V223H46ZM54 224H55V223H54ZM57 224H58V223H57ZM104 224H106V223H104ZM117 224H118V222H117ZM121 224H122V223H121ZM140 224H141V223H139L138 225H140ZM155 224H156V223H155ZM176 224H177V223H176ZM180 224H181V223H180ZM180 224H179V226H180ZM193 224H194V223H192V225H193ZM202 224H203V222H202ZM202 224H201V226H202ZM204 224H205V223H204ZM227 224H228V223H227ZM71 225H72V224H71ZM76 225H77V224H76ZM84 225H85V224H84ZM84 225H83V226H84ZM101 225H102V224H101ZM143 225H144V224H143ZM188 225H189V224H188ZM196 225H197V222H196ZM196 225H195V226H196ZM205 225H206V224H205ZM207 225H208V224H207ZM211 225H212V223H211ZM220 225H221V223H220ZM232 225H234V224H232ZM250 225H251V224H250ZM261 225H262V224H261ZM7 226H8V225H7ZM96 226H97V225H96ZM117 226H118V225H117ZM152 226H153V225H152ZM166 226H167V225H166ZM185 226H186V224H185ZM195 226H194V227H195ZM237 226H238V225H237ZM245 226H246V225H245ZM263 226H264V225H263ZM27 227H28V226H27ZM119 227H120V226H119ZM121 227H122V226H121ZM126 227H127V226H126ZM137 227H138V226H137ZM140 227H142V226H140ZM144 227H145V226H144ZM169 227H170V226H169ZM190 227H191V226H190ZM238 227H239V226H238ZM41 228H42V226H41ZM72 228H75V227H72ZM72 228H71V229H72ZM85 228H86V227H85ZM98 228H99V227H98ZM129 228L131 229V227H129ZM138 228H139V227H138ZM167 228H168V227H166V229H167ZM187 228L190 229L188 226H187ZM206 228H207V227H206ZM206 228L203 227L202 230H204V229H206ZM208 228H210V227H208ZM213 228H214V226H213ZM215 228H216V227H215ZM215 228H214V229H215ZM240 228H241V226H240ZM256 228L258 229L257 226H256ZM259 228H260V227H259ZM20 229L22 230V228H20ZM135 229H136V228H135ZM143 229H144V228H143ZM145 229H146V228H145ZM145 229H144V230H145ZM191 229H193V228L191 227ZM194 229H195V228H194ZM234 229L236 230L235 227H234ZM254 229H255V228H254ZM8 230H9V229H8ZM8 230H7V231H8ZM12 230H13V229H12ZM81 230H83V229H81ZM115 230H116V229H115ZM147 230H148V229H147ZM147 230H146L145 232H147ZM163 230H164V229H163ZM171 230H172V229H171ZM171 230H170V231H171ZM209 230H212V229H209ZM209 230H208V231H209ZM222 230H223V229H222ZM232 230H233V229H232ZM17 231H18V230H17ZM41 231H42V230H41ZM50 231H51V230H50ZM91 231H92V230H91ZM106 231H107V230H106ZM112 231H113V230H112ZM118 231H119V230H118ZM122 231H123V230H122ZM128 231H129V230H128ZM128 231H125V232H128ZM131 231H132V230H131ZM167 231H168V230H167ZM193 231H194V230H193ZM196 231H197V230H196ZM213 231H214V230H213ZM213 231H212V233H213ZM230 231H231V230H230ZM237 231H238V229H237ZM242 231H243V230H242ZM254 231H255V230H254ZM262 231H263V230H262ZM24 232H25V231H24ZM70 232H71V231H70ZM70 232H68V233H70ZM107 232H108V231H107ZM129 232H130V231H129ZM133 232H134V231H133ZM139 232H140V234H141V231H139ZM173 232H175V231H173ZM239 232H240V231H239ZM259 232H261V230H260ZM263 232H264V231H263ZM3 233H4V232H3ZM7 233H8V232H7ZM14 233H15V231H14ZM27 233H28V232H27ZM27 233H25V234H27ZM99 233H101V232H99ZM114 233H115V232H114ZM161 233H162V232H161ZM193 233H195V232H193ZM223 233H224V232H223ZM229 233H230V232H229ZM231 233H232V232H231ZM244 233H245V232H244ZM16 234H17V233H16ZM33 234H35V233H33ZM133 234H134V233H133ZM205 234H206V233H205ZM207 234H208V233H207ZM240 234H241V232H240ZM257 234H258V233H257ZM31 235H32V234H31ZM90 235H91V234H90ZM90 235H89V236H90ZM98 235H99V234H98ZM131 235H132V234H131ZM137 235H138V234H137ZM147 235H148V234H147ZM161 235H162V234H161ZM166 235H167V234H166ZM174 235H175V234H174ZM193 235H194V234H193ZM242 235L245 236V234H242ZM242 235H241V236H242ZM260 235H261V234H260ZM1 236H2V235H1ZM11 236H12V235H11ZM27 236H28V235H27ZM53 236H54V235H53ZM93 236H94V235H93ZM108 236H110V235L108 234ZM116 236H117V235H116ZM119 236H120V235H119ZM119 236H118V237H119ZM178 236H179V235H178ZM196 236H197V235H196ZM207 236H208V235H207ZM224 236H225V235H224ZM228 236H229V235H228ZM238 236H239V234H238ZM238 236H237V237H238ZM251 236H252V235H251ZM68 237H69V236H68ZM81 237H82V236H81ZM96 237H97V236H96ZM106 237H107V236H106ZM129 237H130V236H129ZM138 237H140V236H138ZM146 237H147V236H146ZM150 237H151V236H150ZM171 237H172V236H171ZM235 237H236V236H235ZM246 237H247V236H246ZM249 237H250V236H249ZM19 238H20V237H19ZM27 238H28V237H27ZM135 238H136V237H135ZM135 238H134V239H135ZM177 238H178V237H177ZM198 238H199V237H197V239H198ZM206 238H207V237H206ZM213 238H214V237H213ZM213 238H212V239H213ZM223 238H224V237H223ZM230 238H231V237H230ZM242 238H243V237H242ZM263 238H264V237H263ZM22 239H23V238H22ZM71 239H72V238H71ZM105 239H106V238H105ZM107 239H108V238H107ZM127 239H128V238H127ZM137 239H138V238H137ZM144 239H145V238H144ZM190 239H191V238H190ZM200 239H201V238H200ZM210 239H211V238H210ZM210 239H209V240H210ZM212 239H211V240H212ZM219 239H220V238H219ZM227 239H228V238H227ZM244 239H245V238H244ZM246 239H247V238H246ZM246 239H245V240H246ZM250 239H251V238H249V240H250ZM254 239H256V238H254ZM0 240H1V239H0ZM72 240H73V239H72ZM90 240L92 241V239H90ZM120 240H121V239H120ZM216 240H217V239H216ZM225 240H226V239H225ZM238 240H239V239H238ZM258 240H259V238H258ZM29 241H30V240H29ZM69 241H70V240L68 239V242H69ZM146 241H147V240H146ZM151 241H152V240H151ZM151 241H150V242H151ZM165 241H166V240H165ZM196 241H197V240H196ZM219 241H221V240H219ZM240 241H241V238H240ZM246 241H247V240H246ZM251 241H252V240H251ZM3 242H4V241H3ZM9 242H10V241H9ZM18 242H19V241H18ZM68 242H67V243H68ZM167 242H168V241H167ZM201 242H202V240H201ZM203 242H204V241H203ZM262 242H263V241H262ZM38 243H39V242H38ZM72 243H73V242H72ZM93 243H94V242H93ZM102 243H103V242H102ZM113 243H115V242H113ZM129 243H130V242H129ZM135 243H136V242H135ZM135 243H134V244H135ZM137 243H138V242H137ZM199 243H200V242H199ZM247 243H248V242H247ZM251 243H252V242H251ZM36 244H37V243H36ZM57 244H58V243H57ZM80 244H81V243H80ZM97 244H98V242H97ZM132 244H133V243H132ZM134 244H133V245H134ZM154 244H155V242H154ZM168 244H169V243H168ZM178 244H180V243H178ZM230 244H231V243H230ZM7 245H8V244H7ZM46 245H47V244H46ZM70 245H71V243H70ZM72 245H73V244H72ZM87 245H88V244H87ZM149 245H150V244H149ZM151 245H153V244H151ZM182 245H185V244H182ZM220 245H221V244H220ZM68 246H69V245H68ZM77 246H78V245H77ZM77 246H76V247H77ZM92 246H93V245H92ZM111 246H112V245H111ZM153 246H154V245H153ZM221 246H222V245H221ZM249 246H250V245H249ZM80 247H82V245H81ZM154 247H155V246H154ZM169 247H170V246H169ZM173 247H174V246H173ZM218 247H219V246H218ZM226 247H227V246H226ZM72 248H73V247H72ZM72 248H71V249H72ZM83 248H84V246H83ZM98 248H99V247H98ZM117 248H118V247H117ZM130 248H131V247H130ZM135 248H136V247H135ZM175 248H176V246H175ZM181 248H182V247H181ZM220 248H221V247H220ZM242 248H245V247H242ZM110 249H111V248H110ZM122 249H123V248H122ZM172 249H174V248H172ZM184 249H185V248H184ZM191 249H192V248H191ZM77 250H78V249H77ZM91 250H92V248H91ZM93 250H94V249H93ZM135 250H137V249H135ZM155 250H156V249H155ZM179 250H180V249H179ZM188 250H189V249H188ZM223 250H226V248H225V249L223 248ZM20 251H21V250H20ZM29 251H31V250H29ZM34 251H35V250H34ZM100 251H101V250H100ZM120 251H122V250H120ZM127 251H128V250H127ZM159 251H160V250H159ZM190 251H192V250H190ZM32 252H33V251H32ZM63 252H64V251H63ZM89 252H91V251H89ZM129 252H130V250H129ZM136 252H137V251H136ZM188 252H189V251H188ZM237 252H238V250H237ZM245 252H246V251H245ZM5 253H6V252H5ZM17 253H18V252H17ZM66 253H67V252H66ZM91 253H92V252H91ZM99 253H100V252H99ZM138 253H139V252H138ZM140 253H141V252H140ZM155 253H156V252H155ZM183 253H184V252H183ZM189 253H190V252H189ZM199 253H200V252H199ZM221 253H222V252H221ZM225 253H226V252H225ZM21 254H22V253H20V255H21ZM40 254H41V253H40ZM68 254H69V253H68ZM75 254H76V252H75ZM133 254H134V253H133ZM133 254H132V255H133ZM145 254H146V253H145ZM195 254H198V253H194V256H195ZM20 255H19V256H20ZM24 255H25V254H24ZM114 255H115V254H114ZM116 255H117V253H116ZM155 255H156V254H155ZM160 255H161V254H160ZM14 256H15V255H14ZM98 256H99V255H98ZM161 256H162V255H161ZM26 257H27V256H26ZM29 257H30V256H29ZM91 257H92V256H91ZM91 257H90V258H91ZM133 257H134V256H133ZM140 257H141V256H140ZM144 257H145V256H144ZM146 257H147V256H146ZM148 257H149V256H148ZM156 257H158V256H156ZM191 257H192V256H191ZM197 257H198V256H197ZM202 257H203V256H202ZM202 257H200V258H202ZM18 258H19V257H18ZM31 258H33V257H31ZM90 258H88V259H90ZM99 258H100V257H99ZM103 258H104V257H103ZM117 258H118V257H117ZM117 258H116V259H117ZM164 258H165V257H164ZM19 259L21 260L22 258L20 257ZM91 259H92V258H91ZM114 259H115V258H114ZM129 259H130V258H129ZM148 259H149V258H148ZM148 259H147V260H148ZM196 259H198V258H196ZM203 259H204V258H203ZM96 260H97V259H96ZM26 261H27V260H26ZM26 261H25V262H26ZM195 261H196V260H195ZM203 261H204V260H203ZM29 262H30V261H29ZM86 262H87V261H86ZM91 262H92V260H91ZM132 262H133V261H132ZM209 262H210V261H209ZM231 262H232V261H231ZM88 263H89V262H88ZM96 263H97V262H96ZM102 263H103V262H102ZM166 263H167V262H166ZM187 263H188V262H187ZM202 263H203V262H202ZM44 264H45V262H44ZM90 264H91V263H90ZM134 264H135V263H134ZM138 264H139V263H138ZM145 264H148V263H145ZM152 264H153V263H152ZM200 264H201V263H200ZM233 264H234V263H233ZM241 264H242V263H241Z\"/></svg>",
    "mask_w": 264,
    "mask_h": 264
}]
</instances>
